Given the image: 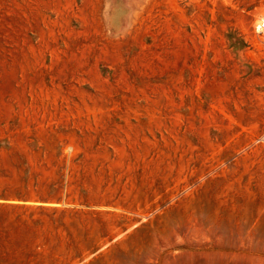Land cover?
<instances>
[{
  "label": "rangeland",
  "instance_id": "1",
  "mask_svg": "<svg viewBox=\"0 0 264 264\" xmlns=\"http://www.w3.org/2000/svg\"><path fill=\"white\" fill-rule=\"evenodd\" d=\"M121 1L123 24L131 28L125 36L110 28L119 8L108 16ZM263 14L264 0H0V112L20 107L17 125L27 126L29 105L51 111L75 104L66 83L92 87L76 80L86 77L81 70L52 77L63 59L92 61L124 40L135 55L179 34L198 48L197 89L207 74L219 91L228 74V94L217 100L226 102L231 119L225 138L217 129L195 134L183 107L177 123L149 132L148 153L128 160L139 175L125 187L103 193L90 178V192L75 188L70 200L51 206L22 200L35 194L37 179L41 194L45 182L55 181L66 197V173L45 170L28 141L15 143L12 128L3 131L0 123V264H264V107L234 105L248 94L264 104V32L255 31ZM126 83L137 89L140 82ZM236 117L248 125L240 128L245 135L233 133ZM65 153L68 166L77 164L81 152L73 144Z\"/></svg>",
  "mask_w": 264,
  "mask_h": 264
},
{
  "label": "crops",
  "instance_id": "2",
  "mask_svg": "<svg viewBox=\"0 0 264 264\" xmlns=\"http://www.w3.org/2000/svg\"><path fill=\"white\" fill-rule=\"evenodd\" d=\"M118 8L117 24L110 22V28L125 36L131 32V28L123 24L122 17L126 11L123 1L112 6L108 16L110 18L111 13ZM188 37L187 40L186 35H173L170 40L165 41L164 36V42L149 43L144 49L140 47L135 55L131 53L132 42L124 40L112 43L106 50L96 53L92 61L82 59V63L78 60V63L72 64L63 59L62 67L56 68L52 77L58 75L59 70L72 73L81 70L82 75L86 73V77L76 80L80 79L83 83L85 79L92 86L83 88L81 84L66 83L67 87L69 85L68 98L75 104L52 105L51 111L43 106L29 105L27 126L25 121L23 126L17 125L21 119L20 107L16 109L13 106L7 112L1 111L2 129L4 131L12 128L10 134L15 143L24 144L27 140L29 154L42 156L45 170L66 173V197L61 195L60 189L55 190L58 186L55 181L45 182L48 191L41 194L43 183L37 179L34 184L35 194L22 202L38 206L58 205L61 201L65 203L72 198L71 191L75 188H88L87 191L90 192L95 187L88 182L90 178H96V184L103 193L107 187H125L128 179L139 173L134 166L133 169L131 164H127L128 160L138 162L139 154L148 153L145 140L150 137L149 132H162L177 123L176 111L183 107L189 126L196 130L195 134L204 135L211 129H217L221 131L222 138H225L231 119L227 114L226 102L221 98L217 100V96H227L228 74L217 82L219 91L211 89L212 79H208L207 74L203 78L204 87L197 89L195 82L201 77L197 68L198 48L193 38L190 35ZM127 80H138L140 83L137 89L127 84ZM186 80L190 84L186 85ZM145 81L152 83L141 85ZM57 90L60 91V86ZM241 94L245 96V90L238 92L239 96ZM74 95L80 98L79 103L75 101ZM112 95L114 101L111 99ZM117 98L121 101L118 107ZM247 98L246 101L239 100V104L234 105L248 109L250 106L259 109L264 107L260 101L252 102L249 94ZM207 100L210 103L205 105ZM241 102L244 104L241 105ZM52 112L58 115H53ZM38 113L43 114L41 118ZM48 113L52 115L44 116ZM233 120L241 124L239 118ZM44 121L47 122L46 126L41 125ZM238 126L233 133L236 131L241 136L245 135L240 128L248 129V125ZM68 144H73L81 152L77 164L71 166H68L70 160L66 159L65 153ZM123 165L131 168H119ZM119 178L125 180L121 182ZM104 180L107 183L101 188Z\"/></svg>",
  "mask_w": 264,
  "mask_h": 264
},
{
  "label": "built area",
  "instance_id": "3",
  "mask_svg": "<svg viewBox=\"0 0 264 264\" xmlns=\"http://www.w3.org/2000/svg\"><path fill=\"white\" fill-rule=\"evenodd\" d=\"M255 31L257 33H262L264 32V14L262 17L259 19V22L255 25Z\"/></svg>",
  "mask_w": 264,
  "mask_h": 264
}]
</instances>
